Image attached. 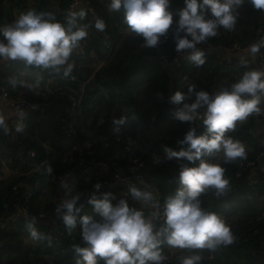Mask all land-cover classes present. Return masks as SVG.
I'll list each match as a JSON object with an SVG mask.
<instances>
[{
    "label": "trees",
    "instance_id": "obj_1",
    "mask_svg": "<svg viewBox=\"0 0 264 264\" xmlns=\"http://www.w3.org/2000/svg\"><path fill=\"white\" fill-rule=\"evenodd\" d=\"M51 1H56V10L51 8ZM90 2L96 10L97 17L105 23L104 32L108 31L112 35L111 56L107 64L96 72L86 93V99L93 104V107L86 111L85 115L89 121H92V125L102 117L107 118L110 109H117L118 118L128 117V133L131 136L142 140H148V137L169 136L170 141L166 143V147L180 151L183 146L179 141L183 140L187 131L195 128L196 134L201 135L205 132V128L195 121L188 123L175 119L174 113L177 108L182 107V104L171 103L170 97L177 91L187 96L191 84L196 85L197 91L204 90L211 94L217 91L219 86H228L238 80L245 71L260 68L259 61L246 68L245 63L237 62V58L231 62L226 59L220 61L219 55V52L224 51L234 42L245 44L264 41V34L258 32L259 26L264 22V11L255 10L251 4L245 6L242 11L238 10L237 23L232 31L220 28L216 37L207 40L212 46H220L221 49L217 52L203 50L205 63L200 67L186 58L184 66L178 70L164 65L154 48H144L141 37L134 33H120L121 27L125 30L128 26L123 22V11L114 13L109 10L111 0H90ZM69 3L70 0H7V2L0 0V27L11 24L16 20V15L19 16L28 10L50 13L56 21L64 23ZM184 5V0H170L169 10L173 13L174 21L178 20L177 13ZM206 18H211L210 10L206 12ZM77 22L88 25L90 31V34L81 41L87 43L84 56H74L75 65L72 74L78 81H83L92 73L93 65L106 57L107 50L101 31L94 27L93 16H84L80 19L77 15ZM2 39L0 35V40ZM160 48L165 53L176 50L171 35L166 40L162 38ZM260 51L264 56V47H261ZM38 75L41 78V87L51 76L59 74L51 70L26 67L22 61L9 60L8 63L0 65V85L8 86L13 95H22L40 107L38 111L26 117L25 124L28 127L26 131L13 135L12 131H15V127L10 120L6 123L10 129L8 134L0 129V209L4 201L10 205L12 203L26 205L32 216H37L41 211L53 210L54 203L44 196V194L47 196L46 193L50 189L56 196L64 195L60 186L49 188V181L53 174L62 170L57 168L56 163H59L65 150L59 141L62 140L61 126L66 116L67 101L57 94H49L46 97L32 96V91L26 87L19 85L13 87L8 81V78L16 77L18 80L32 83ZM55 82L62 87L68 85L63 80ZM193 101L194 97L185 102ZM203 111L204 109H200L201 113ZM254 125L255 121L246 120L228 133L234 141L238 140L245 145L247 155L245 159H237L229 164H224L223 158L221 159L220 164L226 170L225 177L229 179L227 192L217 197L215 191L209 189L200 197L203 209L215 212L224 220L230 219L235 223L232 231L237 240L231 246L216 250L214 259L206 258L204 252L199 250V254L203 257L200 264H263L257 252L260 249L264 250V217L259 218L264 212V172L259 171L256 175L257 190L261 198H257L253 204H248L246 200L248 193L246 175L236 178L239 164L254 159L258 152L264 150V138L256 134ZM80 139L81 135L75 142ZM31 152L36 153L34 157H31ZM111 153L114 151L108 154ZM1 160H5L6 164L3 165ZM45 160L50 162L47 164ZM180 163L181 161L171 160L158 167H148L144 171L148 180L161 189L164 201L174 195L180 186L178 177H174V174L179 172ZM198 163L197 161L196 164L189 166H198ZM45 164L51 166L53 170L51 175L46 174ZM6 169L18 171L20 174L7 177ZM18 183L23 184L13 190V186ZM70 184L80 194L76 207H80L81 211L77 217V227L71 236L58 217L64 231L63 246L68 248L67 256L59 260V264H77V260L80 259L71 247L73 244H81L79 217L89 215L99 219L93 206L87 203L93 194L88 183L83 178H79ZM28 190L31 195L29 200L25 201ZM105 192L117 191L107 188L97 195ZM118 197L119 200L122 199ZM118 201L112 199L113 205L115 206ZM127 201L130 208L143 210L147 215L139 202ZM35 228L45 235L48 227L35 224ZM0 244V264H28L31 256L56 253V246L48 239L31 240L25 226V218L22 216H19L16 222H9L5 228L0 229ZM165 247L166 245L162 250ZM251 248L252 252H249ZM186 254L188 250L182 255ZM179 258L169 264H180ZM100 264H103V261H100Z\"/></svg>",
    "mask_w": 264,
    "mask_h": 264
},
{
    "label": "clouds",
    "instance_id": "obj_2",
    "mask_svg": "<svg viewBox=\"0 0 264 264\" xmlns=\"http://www.w3.org/2000/svg\"><path fill=\"white\" fill-rule=\"evenodd\" d=\"M249 2L255 10L264 11V0ZM184 4L176 21L169 10L170 0H111L109 10L114 13L123 11V22L130 33L142 38L144 48H156L162 38L166 40L171 35L176 51L185 53L190 62L200 67L205 63V53L197 45L216 37L220 28L232 31L243 0H184ZM208 10L211 18H206ZM77 15L83 19L85 13L69 11L65 22L61 23L50 13L22 12L14 22L0 27L3 37L0 40V61H22L26 67L51 70L55 74L62 72L64 77H68L74 68L72 53L88 35V25L79 24ZM94 27L104 31L105 23L96 18ZM261 47H264V41L251 44L249 51L255 55ZM8 81L13 87L19 85L38 94L41 78L38 75L32 83L16 77H10ZM192 97L193 102H185ZM262 98L264 71L255 69L245 71L238 80L228 86H219L211 94L197 91L196 85L191 84L187 96L179 91L172 95L171 103L182 104L176 109L174 118L188 123L199 119L205 128L201 135L196 134L195 128L187 131L179 141L183 146L180 151L164 147L165 160L181 161L179 188L165 199L161 209L153 192L130 187L128 192L133 200L153 209L145 215L143 210L130 208L126 199H120L114 206L112 194L97 195L100 184H95L96 192L87 203L93 206L99 219L89 215L79 217L81 244L71 246L80 258L77 264H100V261L103 264H163L167 259L162 254L165 245L188 250V254L179 258L180 264H200L203 257L199 250L215 252L233 245L237 237L231 227L215 212L201 207L200 197L209 189L220 197L229 188L225 168L205 158L222 154L224 164L246 158L245 145L234 141L227 133L233 131L238 122H244L252 115H261L264 111L260 107ZM37 108L38 105H32V110ZM200 109L204 111L201 113ZM18 116L24 117L25 112ZM127 123V116L114 118V131L119 133ZM0 129L5 134L10 131L3 115H0ZM24 129L25 124L19 119L15 131L22 133ZM197 161L198 166H189ZM154 162L161 161L154 158ZM45 165L46 174L51 175V166ZM60 187L64 195L56 212L71 236L81 211L76 207L80 194L65 180L60 182ZM36 222L34 216L25 218L31 240L47 239L35 228Z\"/></svg>",
    "mask_w": 264,
    "mask_h": 264
},
{
    "label": "built area",
    "instance_id": "obj_3",
    "mask_svg": "<svg viewBox=\"0 0 264 264\" xmlns=\"http://www.w3.org/2000/svg\"><path fill=\"white\" fill-rule=\"evenodd\" d=\"M3 1L7 2V0ZM69 11L78 14L83 11L85 16H93L95 19L98 18L96 10L90 0H70L67 13ZM17 18L18 16L16 15V19ZM118 26L121 27V25ZM120 31L125 34H131L128 28L124 30L121 27ZM258 32L264 34V22L259 26ZM101 33L107 55L101 61L93 65L92 73L85 80L78 81L72 73L68 77L59 74L57 76H51L38 90L37 95L41 97H46L49 94H57L64 97L67 101L66 116L61 126L62 140L59 141V144L64 146L65 150L60 157L59 163H56L57 168L62 170L50 177L49 187L60 186L62 180L71 183L79 178H83L90 186L92 193L96 192L94 186L97 183L100 184V189L96 194H99L100 191L107 188L115 189L117 192L111 194L113 199L117 201L119 200L118 196L122 199L133 200L126 189L136 187L140 190L153 192L162 209L164 204L162 191L155 183L148 180L144 171L148 167H158L167 162V160H165L164 147H166V143L170 141V137H148V140H142L128 133L127 124L121 127L119 133L115 132L113 119H118L117 109H110L109 116L107 118L102 117L98 119L94 125H92V121H89L88 117L85 115V112L91 110L93 107V104L86 99L88 86L93 80L96 72L107 64L108 58L112 53V35L109 34L108 31H101ZM86 44V42H81L80 46L73 51L71 62H73L74 65V56H84ZM251 44L253 43L243 44L234 42L225 50L228 53L241 54L248 52ZM197 47L202 51L213 50L217 52L221 49L220 46H212L208 41L198 44ZM154 50L159 60L167 67L179 70L182 69L185 64V53H178L176 50L166 53L162 52L160 44L154 48ZM257 54L259 67L261 71H264V56L261 51ZM58 80H63L65 83H68V85L65 87L59 86L58 83L55 82ZM0 104L6 110L16 114V118L12 122L14 127H16L19 119H22L25 124L26 117L40 109L39 107L36 110H32V105H38L37 103L22 95H13L10 88L6 85H0ZM260 107L264 110V98H262ZM20 112H25V116L19 117L18 114ZM250 119L264 125V111H262L261 115H252L248 117L247 120ZM195 122L203 126L202 120L198 119ZM87 125H90V127H87ZM27 129L28 127L25 124L24 131ZM16 133L18 132L14 131V135ZM80 135L81 139L75 142L76 138ZM89 135H91V140H88L86 137ZM110 151H114V153L108 154ZM35 154V152L30 153L31 157H34ZM154 158H159L161 162L155 163ZM1 161L3 165L6 164L5 160ZM45 162L48 164L50 161L45 160ZM263 163L264 150L258 152L254 159L239 164L236 178H241L246 175V186L248 187L246 200L248 204H253L257 198H261L257 190L258 178L256 175L260 171V167ZM22 184L23 183H18L14 185L13 190H16L17 187ZM30 195L31 193L28 190L25 201L29 200ZM62 198L63 195L55 197L52 201L55 206L51 212L41 211L36 216L49 220L45 236L56 246V253L42 254L37 257L31 256L28 264H59L58 261L67 256L68 248L63 246L64 231L59 223L56 212L57 206ZM144 210H146L148 215L153 209L146 208ZM27 214H29V211L26 205H19L16 203L10 205L8 202L4 201L0 209V229L5 228L9 222H16L19 216L24 217V215ZM220 217L223 218L221 215ZM261 217H264V212L259 216V218ZM225 222L231 229L235 227V223L232 220L228 219L225 220ZM185 251L186 250L173 249L166 246L165 249L162 250V254L167 258L163 261V264L171 263L181 257ZM201 251L204 252L206 258H215V252H210L208 250ZM257 254L260 256V262L264 264V250L260 249Z\"/></svg>",
    "mask_w": 264,
    "mask_h": 264
},
{
    "label": "crops",
    "instance_id": "obj_4",
    "mask_svg": "<svg viewBox=\"0 0 264 264\" xmlns=\"http://www.w3.org/2000/svg\"><path fill=\"white\" fill-rule=\"evenodd\" d=\"M56 1H53L51 3V8L56 10ZM54 5V7L52 6ZM211 51V50H209ZM225 58L227 61L231 62L232 60H234V58H237V62H239L240 64H242L243 62L242 61H246V68L249 67L250 64H255L257 61H258V54H255V55H252L250 53V51L248 52H244V53H241V54H235V53H228L227 51L225 52ZM240 55V56H238ZM224 58V57H223ZM223 59V60H225ZM9 61H0V65L2 64H6L8 63ZM257 64V63H256ZM259 65V63H258ZM257 70H260L261 71V68H257ZM28 89V88H27ZM40 89V88H39ZM38 89V90H39ZM32 96H36L37 94H35L33 91L31 92ZM0 115H3L5 117V123H7L9 120L11 121V124L13 122V120L16 118V114L11 112V111H8L6 110L1 104H0ZM241 124V122H238L237 123V126H239ZM255 132L257 135H261L263 138H264V125H262L261 123L259 122H255ZM13 135H14V132L12 131ZM227 135H229L227 133ZM88 138V140H91V135L89 136H86ZM222 154H217L216 156L214 157H210L207 161L210 162V163H220L221 159H222ZM260 172H264V163L261 165L260 167ZM19 172L17 171H10L9 169H6L5 170V175H7V177H10L12 175H18ZM20 174V173H19ZM50 188V187H49ZM51 191V189L49 190ZM62 192V191H60ZM46 196V195H44ZM57 197V196H55ZM55 197L51 198V199H48V201H53L55 199ZM138 202V201H137ZM140 203V202H139ZM141 205V204H140ZM59 220V219H58ZM49 225V224H48ZM48 225H45V226H48Z\"/></svg>",
    "mask_w": 264,
    "mask_h": 264
},
{
    "label": "rangeland",
    "instance_id": "obj_5",
    "mask_svg": "<svg viewBox=\"0 0 264 264\" xmlns=\"http://www.w3.org/2000/svg\"><path fill=\"white\" fill-rule=\"evenodd\" d=\"M52 2V1H51ZM249 4H251L250 2H249V0H245V1H243V4L240 6V8L238 9V10H240V11H242L244 8H245V6H247V5H249ZM53 7H54V5H52ZM56 6H57V4H56ZM87 31H88V34H90V31H89V28L87 29ZM120 33H123V34H125L124 32H122V31H120ZM226 52V50H224V51H221V52H219L220 54V61H223V59H225V58H227V57H225V53ZM238 56H240V55H238ZM224 57V58H223ZM48 191V190H47ZM46 191V192H47ZM46 192H44V193H46ZM52 191H48V193H46L47 194V196H45L46 197V199H51V198H53V197H55L56 196V194H54V193H51ZM45 195V194H44Z\"/></svg>",
    "mask_w": 264,
    "mask_h": 264
},
{
    "label": "water",
    "instance_id": "obj_6",
    "mask_svg": "<svg viewBox=\"0 0 264 264\" xmlns=\"http://www.w3.org/2000/svg\"><path fill=\"white\" fill-rule=\"evenodd\" d=\"M87 127H90V125H87ZM178 175H179V172L175 173L174 177L177 178ZM141 207H142V209H146L147 208L146 206H143L142 204H141ZM26 216H32V215H30V214L24 215V218H26ZM34 217H36V216H34ZM36 218H37L36 224H40V225H48L49 224V220H47V219H42V218H39V217H36ZM249 252H252V248L250 249Z\"/></svg>",
    "mask_w": 264,
    "mask_h": 264
}]
</instances>
